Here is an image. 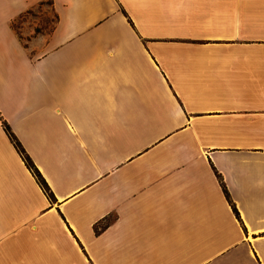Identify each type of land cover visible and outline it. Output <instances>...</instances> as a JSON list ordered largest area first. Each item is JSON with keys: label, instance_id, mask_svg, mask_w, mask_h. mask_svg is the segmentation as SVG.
Segmentation results:
<instances>
[{"label": "crops", "instance_id": "0c3cea01", "mask_svg": "<svg viewBox=\"0 0 264 264\" xmlns=\"http://www.w3.org/2000/svg\"><path fill=\"white\" fill-rule=\"evenodd\" d=\"M41 1L0 0V264H264V0H48L15 29Z\"/></svg>", "mask_w": 264, "mask_h": 264}, {"label": "rangeland", "instance_id": "374dc122", "mask_svg": "<svg viewBox=\"0 0 264 264\" xmlns=\"http://www.w3.org/2000/svg\"><path fill=\"white\" fill-rule=\"evenodd\" d=\"M23 21H28L26 22L27 25L35 26L40 31L48 32L54 21L53 13L49 8V1L43 0L34 4L20 17L13 19L12 24L15 29L19 30L18 27Z\"/></svg>", "mask_w": 264, "mask_h": 264}, {"label": "trees", "instance_id": "16d2710c", "mask_svg": "<svg viewBox=\"0 0 264 264\" xmlns=\"http://www.w3.org/2000/svg\"><path fill=\"white\" fill-rule=\"evenodd\" d=\"M36 30H38V29H36ZM3 125H4L5 130L7 131L8 135H9L11 141H13V143L16 146L17 150L19 151V153L23 157L26 165L29 167V169L32 171V173L35 175V177L37 178V180L39 181L40 185L45 190V192L47 193L49 198L53 199V194L50 191L49 186L47 185V182L45 181V179L42 176V174L40 173V171L37 169L36 165L34 164V162L31 159V157L26 153L25 149L22 147V145L19 142V140L16 138V136L10 130L9 125L6 122H4V121H3ZM222 187L224 189V192H225L227 198L229 199V194H228L227 189L224 186V184H222ZM113 218L114 217L112 215H107V216L103 217V219L97 221L94 224V226H93L95 233H98L103 228H105Z\"/></svg>", "mask_w": 264, "mask_h": 264}]
</instances>
